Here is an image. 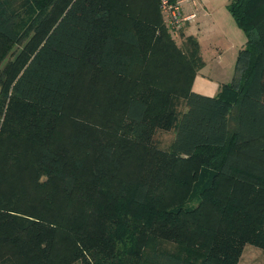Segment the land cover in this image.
I'll use <instances>...</instances> for the list:
<instances>
[{
    "label": "trees",
    "instance_id": "1",
    "mask_svg": "<svg viewBox=\"0 0 264 264\" xmlns=\"http://www.w3.org/2000/svg\"><path fill=\"white\" fill-rule=\"evenodd\" d=\"M162 1H0V264L264 251V0H230L247 42L215 97L193 92L200 43L182 28L177 44ZM85 62L126 87L89 108L75 91ZM160 131H174L167 150Z\"/></svg>",
    "mask_w": 264,
    "mask_h": 264
},
{
    "label": "crops",
    "instance_id": "2",
    "mask_svg": "<svg viewBox=\"0 0 264 264\" xmlns=\"http://www.w3.org/2000/svg\"><path fill=\"white\" fill-rule=\"evenodd\" d=\"M229 2L230 0H221L218 9L210 5V0H200L197 7L192 2H187L192 11H184L186 16L195 14V17L185 22L182 33L198 39L205 63L195 78L192 90L204 96H217L222 86L232 81L239 51L247 42L244 32L228 11ZM198 10L199 15L196 14ZM198 17V29L193 32L191 22ZM210 37L216 39L210 42Z\"/></svg>",
    "mask_w": 264,
    "mask_h": 264
},
{
    "label": "rangeland",
    "instance_id": "3",
    "mask_svg": "<svg viewBox=\"0 0 264 264\" xmlns=\"http://www.w3.org/2000/svg\"><path fill=\"white\" fill-rule=\"evenodd\" d=\"M5 3L8 1H11V4L15 6L17 4H20L23 0H0ZM212 3H210L211 6L218 7L221 5V0H210ZM200 2V0H198ZM8 4V3H7ZM9 6V5H8ZM14 7L9 8V10H13ZM184 11L190 10L192 11V7L190 4L185 3L183 6ZM2 10V9H0ZM197 15H199V10L196 12ZM198 21H200L199 17L194 19L191 22V29L193 32H196L198 29ZM184 27V26H183ZM180 32L178 36H174L177 44L181 46L182 39L180 38ZM216 39L214 37H210V42H213V40ZM223 42V41H222ZM24 45L20 47H15L13 53L18 54L22 51ZM130 54L132 55V64L130 68V72L128 75L130 76H136L140 73L139 64H138V54L137 51L129 49ZM227 58V57H226ZM4 64V63H3ZM78 85L76 86V95L79 96L77 98L85 97L86 100L89 101L90 105H87L86 100H82L80 106L82 105V102L89 108H93L95 102H102L103 100H107L109 98V95L111 94V91L116 90L121 87H126L124 84L125 79L118 78L116 76H112L108 73L103 72L102 70H99L94 65H92L89 62H85L83 66L81 67V70L78 73ZM125 89V88H123ZM85 108V106H84ZM82 107V109L84 110ZM87 111V110H85ZM73 112V111H71ZM79 113V109L75 110V113ZM86 121L92 123L99 122L100 115L95 111L92 113L89 112V114H84ZM81 118V117H80ZM83 120V118H81ZM118 121H122V117L118 116ZM174 137V131H160L156 134L155 138L158 143V147L167 150L169 149ZM241 264H264V251L254 247L252 245H247L245 247Z\"/></svg>",
    "mask_w": 264,
    "mask_h": 264
},
{
    "label": "built area",
    "instance_id": "4",
    "mask_svg": "<svg viewBox=\"0 0 264 264\" xmlns=\"http://www.w3.org/2000/svg\"><path fill=\"white\" fill-rule=\"evenodd\" d=\"M187 2H192L194 7L198 6V0H176V2H170L168 0L162 1L161 8L164 21L173 36H178L185 22L195 17V14L189 16L184 14L183 6Z\"/></svg>",
    "mask_w": 264,
    "mask_h": 264
}]
</instances>
